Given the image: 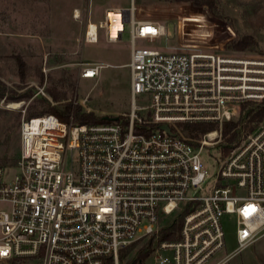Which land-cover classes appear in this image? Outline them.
I'll list each match as a JSON object with an SVG mask.
<instances>
[{
    "label": "built area",
    "instance_id": "1",
    "mask_svg": "<svg viewBox=\"0 0 264 264\" xmlns=\"http://www.w3.org/2000/svg\"><path fill=\"white\" fill-rule=\"evenodd\" d=\"M137 3L116 8L114 36L108 9L84 32L85 42L97 41L99 30L110 42L129 34L123 118L85 123L72 112L66 120L46 112L22 119L17 155L0 161V264H106L108 257L120 264V250L139 239L151 242L141 264H226L264 235V122L242 128L227 152L222 139L223 122L264 99V56L137 46L136 38L167 33ZM80 64L85 78L102 67ZM36 88L34 96L42 93ZM193 123L216 128L193 138L182 128ZM213 146L222 157L210 174L201 153ZM8 168L17 169L12 178ZM224 214L233 216L236 247L217 257ZM179 218V228L161 237Z\"/></svg>",
    "mask_w": 264,
    "mask_h": 264
},
{
    "label": "rangeland",
    "instance_id": "2",
    "mask_svg": "<svg viewBox=\"0 0 264 264\" xmlns=\"http://www.w3.org/2000/svg\"><path fill=\"white\" fill-rule=\"evenodd\" d=\"M130 1L0 0L2 163L10 162L18 153L22 119L39 115L29 114L32 111L30 106L35 104L37 95L33 93L37 86L42 90L38 95L58 109H62L64 103H72L76 99L80 103L83 101L78 103L81 111H91L98 116L123 118V114L129 111V69L125 65L129 60L128 32H123L121 38L113 42L107 41L102 30H99L97 41L85 42L84 32L88 22L103 19L105 8L128 6ZM201 1L206 2L195 4L192 0H138L137 6L148 12L146 17L164 24L167 33L166 37L159 36L153 42L136 38L135 45L264 56V0ZM211 9L216 15L212 14ZM243 35L253 41L244 50H232L226 46L230 39L243 40ZM82 61L100 63L102 67L98 75L81 78L79 72ZM62 91L65 99L53 97ZM23 93L30 94L22 96ZM141 97H136L137 103L145 104ZM254 104L246 102L234 118L235 122L241 123L240 129L247 122L243 111ZM46 107L37 106L35 110L44 111ZM261 122L264 119L250 122V127ZM243 131L248 132L249 129ZM209 153L204 150L201 158L212 174L216 167L215 159H221L222 153L215 146L210 148ZM16 171V168H8L9 178ZM221 222L225 244L217 257L236 247L233 216L224 214ZM145 243L146 239L134 242L133 247L124 254L122 263L127 264L132 254ZM151 261V258L147 259L146 264H151ZM226 264H264V235L232 255Z\"/></svg>",
    "mask_w": 264,
    "mask_h": 264
},
{
    "label": "trees",
    "instance_id": "3",
    "mask_svg": "<svg viewBox=\"0 0 264 264\" xmlns=\"http://www.w3.org/2000/svg\"><path fill=\"white\" fill-rule=\"evenodd\" d=\"M193 2H195V4H201L202 2H206V1H201V0H192ZM194 6V5H193ZM197 8H204L203 6L199 7V6H195ZM212 14L216 13L214 12V10L211 9ZM209 18L211 20V16L209 15ZM243 40L241 39H230L226 46H228L229 48H231L232 50H244L247 47L248 43H253L252 39L249 36L243 35ZM3 92V91H2ZM27 94L29 95L30 93H23L22 96H27ZM36 96V95H35ZM54 98H59L60 100L65 99V93L59 92V93H55L53 95ZM245 105V103L242 105V107ZM37 106H47L46 109L44 110L45 112L48 113H54L56 114L59 118L66 120L69 116V114L72 112L74 117L76 118L75 120H77L78 122H85V123H98V122H109L112 121L116 118V116H98L95 115L94 113H92L91 111H81V107L78 104H74L72 106V103L70 102H66L63 104L62 109H58L57 107H55L54 105H50L48 103V101H46V99H44V97H42L41 95L36 96L35 99V104L30 106V109L32 110L31 113H29L30 115L33 114H41L44 113V111L42 110H38L36 111L35 108ZM243 114L245 115V117L247 118V122L243 123L242 128L243 129H249L251 130L253 128L250 127L251 123H256L259 122L260 120L264 119V99L258 103H255L254 105L247 107L245 109V111H243ZM251 122V123H250ZM144 126V125H143ZM183 128V132L193 138L198 137L200 134L212 130L214 128H216L215 124L212 123H193V124H186L184 126H182ZM241 129L240 127H238V123L235 121H226L223 122L222 124V139L223 142H225V144L223 145V150L224 152L228 151L230 148H232V146L234 144H236L238 142V137L240 135ZM181 225V218H179L170 228V230L167 231V233H164L163 235H161V237H170L171 233L175 230H177L179 228V226ZM150 243L151 242H147L145 243L143 246H141V248L139 250H136L132 256L129 259V262L127 264H141L142 259L148 254V252L150 251ZM133 244L128 245L125 248H122L120 250V254H119V263H122V258L124 256V254L126 252H128L132 247ZM106 264H112V260L111 258H107V260L105 261Z\"/></svg>",
    "mask_w": 264,
    "mask_h": 264
},
{
    "label": "bare ground",
    "instance_id": "4",
    "mask_svg": "<svg viewBox=\"0 0 264 264\" xmlns=\"http://www.w3.org/2000/svg\"><path fill=\"white\" fill-rule=\"evenodd\" d=\"M109 21L107 23V26H108V29H109V32L111 33L112 36L115 35L116 33V29H118V27H120L121 23L118 21V17H117V9H113V8H109ZM75 16L77 15V10H75ZM90 31H92V23H91V26H90Z\"/></svg>",
    "mask_w": 264,
    "mask_h": 264
},
{
    "label": "crops",
    "instance_id": "5",
    "mask_svg": "<svg viewBox=\"0 0 264 264\" xmlns=\"http://www.w3.org/2000/svg\"><path fill=\"white\" fill-rule=\"evenodd\" d=\"M128 5H129V4H128ZM118 7H127V6H123V5L120 6V5H118V6H114V7H107V8H105V10H106V9H109V8H113V9H115V8H118ZM75 9H77V8H75ZM105 10H104V11H105ZM102 31H103V30H102ZM103 33H104V32H103ZM98 34H99V31H98ZM122 34H123V33H122ZM121 36H122V35H121ZM120 38H121V37H120ZM120 38H119V39H120ZM109 42H110V41H109ZM125 65H126V63H125ZM81 78H85V77H81Z\"/></svg>",
    "mask_w": 264,
    "mask_h": 264
},
{
    "label": "water",
    "instance_id": "6",
    "mask_svg": "<svg viewBox=\"0 0 264 264\" xmlns=\"http://www.w3.org/2000/svg\"><path fill=\"white\" fill-rule=\"evenodd\" d=\"M160 128H162V129H164V130L169 132V127L166 124H161Z\"/></svg>",
    "mask_w": 264,
    "mask_h": 264
}]
</instances>
